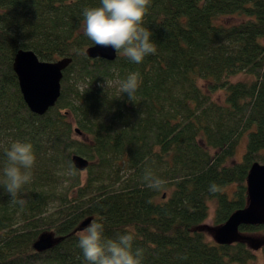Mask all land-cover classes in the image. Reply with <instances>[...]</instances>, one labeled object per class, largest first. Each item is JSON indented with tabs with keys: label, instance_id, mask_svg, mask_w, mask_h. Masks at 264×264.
Instances as JSON below:
<instances>
[{
	"label": "trees",
	"instance_id": "trees-1",
	"mask_svg": "<svg viewBox=\"0 0 264 264\" xmlns=\"http://www.w3.org/2000/svg\"><path fill=\"white\" fill-rule=\"evenodd\" d=\"M99 5L0 0V181L13 142L36 155L23 205L0 184V264H88L77 233L93 220L109 238L131 231L142 264H264V244L258 262L245 241L217 243L198 227L212 200L217 224L243 206L248 166L264 162V0H151L144 26L157 51L141 64L85 55L93 42L81 30L83 9ZM17 48L71 57L41 114L22 99ZM131 72L142 78L134 102L119 91ZM72 153L89 160L82 177ZM146 171L165 181L161 190L146 186ZM44 230L60 238L35 250Z\"/></svg>",
	"mask_w": 264,
	"mask_h": 264
},
{
	"label": "clouds",
	"instance_id": "clouds-1",
	"mask_svg": "<svg viewBox=\"0 0 264 264\" xmlns=\"http://www.w3.org/2000/svg\"><path fill=\"white\" fill-rule=\"evenodd\" d=\"M151 0H100V5L83 9L81 30L84 36L101 48H112L122 53L134 64H141L145 58L157 51L153 33L144 26ZM142 84L138 72H131L119 82V91L135 101ZM3 185L13 204L23 205V188L33 179L32 169L36 163L33 145L15 141L5 152ZM144 181L149 189L159 191L165 181L151 171H146ZM210 191L215 192L212 185ZM78 246L88 264H142V249L133 247L135 235L125 230L115 238L105 235L103 223L93 220L84 230L77 233Z\"/></svg>",
	"mask_w": 264,
	"mask_h": 264
},
{
	"label": "water",
	"instance_id": "water-1",
	"mask_svg": "<svg viewBox=\"0 0 264 264\" xmlns=\"http://www.w3.org/2000/svg\"><path fill=\"white\" fill-rule=\"evenodd\" d=\"M84 53L89 57L104 59H112L116 54L114 49L101 48L94 43L86 46ZM70 60V56L43 60L29 48L15 50L11 67L16 75L22 99L30 111L41 114L54 104L59 95L62 70ZM75 130L78 131L77 128ZM70 161L78 170L84 169L89 163L86 157L77 153L71 154ZM244 180L245 204L232 210L222 222L213 227L211 238L217 243L242 240L250 248H257L264 244V236L244 233L239 226L264 224V162L253 160L248 166ZM88 220L89 217H85L79 225L83 226ZM59 238L60 236L53 235L51 231L44 230L37 235L32 246L35 250H43Z\"/></svg>",
	"mask_w": 264,
	"mask_h": 264
},
{
	"label": "rangeland",
	"instance_id": "rangeland-1",
	"mask_svg": "<svg viewBox=\"0 0 264 264\" xmlns=\"http://www.w3.org/2000/svg\"><path fill=\"white\" fill-rule=\"evenodd\" d=\"M231 79H237V78H248V75L245 73H236L234 75H232L230 77ZM220 92V91H219ZM221 93V92H220ZM216 92H212V96H215ZM244 142H245V136H242L239 138L236 146H235V150H234V154L231 157V159L235 160V159H239L243 149H244ZM85 170L81 171V177L84 175ZM213 211H214V202L213 200L209 202L208 204V212L207 215L205 216V218L200 222V224L198 225L199 229L202 230L205 234V237L207 239H212L211 238V233H212V229L213 227H215L217 225V223H215L213 221ZM244 233H248L251 235H255V236H264V231H262V229H253V230H247V231H242ZM255 256H256V260H258V262L261 260V256H262V250L261 247H257V248H252Z\"/></svg>",
	"mask_w": 264,
	"mask_h": 264
}]
</instances>
